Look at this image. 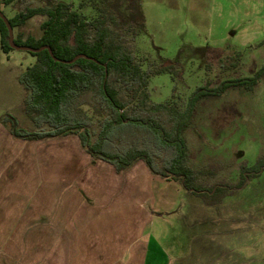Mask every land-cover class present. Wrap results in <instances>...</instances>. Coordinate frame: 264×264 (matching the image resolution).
Masks as SVG:
<instances>
[{"label": "rangeland", "instance_id": "obj_1", "mask_svg": "<svg viewBox=\"0 0 264 264\" xmlns=\"http://www.w3.org/2000/svg\"><path fill=\"white\" fill-rule=\"evenodd\" d=\"M61 2L87 19L97 16L96 5L112 9L144 69L173 62L182 70L177 79L169 73L150 79L154 102L175 97L185 104L207 82L216 87L251 77L264 65V0H32V5ZM24 8L17 1L0 2L9 20ZM45 20L35 17L15 28V39L40 38ZM131 27L136 35L127 33ZM36 61L27 51L4 53L0 36V120L10 114L28 131L35 126L24 112L26 91L19 78ZM184 138L193 170L221 167L203 180L226 185L218 193L222 201L209 205V195L159 178L146 208L164 215L154 217L147 235L160 242L172 264H264V170L255 175L249 170L264 159V78L252 91L234 88L221 98L201 100Z\"/></svg>", "mask_w": 264, "mask_h": 264}, {"label": "trees", "instance_id": "obj_2", "mask_svg": "<svg viewBox=\"0 0 264 264\" xmlns=\"http://www.w3.org/2000/svg\"><path fill=\"white\" fill-rule=\"evenodd\" d=\"M14 1L25 7L9 20L14 29L35 17L46 19L41 24L40 38L19 37L16 44L34 48L48 45L62 60L72 61L85 54L103 65L85 58L72 64L56 62L47 50L31 53L37 61L20 76L19 82L26 91L24 112L35 130L19 127L10 114L1 118V124H8L15 137L25 140L76 135L94 160L108 162L118 172L144 162L153 176L177 181L194 195H209L211 199L205 200L209 205L221 203L222 196L218 198V193L226 185L203 180L206 176L214 178L221 167L193 170L188 164L184 133L191 126L201 100L221 98L234 88L254 90L264 78V65L251 77L228 79L216 87L207 82L197 87L185 104H179L175 97L154 102L150 79L163 73L177 79L182 70L173 62L152 64L144 69L136 55L134 40L120 32V22L112 9L96 5L97 16L87 19L72 4L34 7L32 0H0L5 5ZM130 29L127 33L136 35L135 28ZM0 36L2 49L9 54L13 49L1 18ZM261 45L264 46V41ZM240 58L238 54L235 59ZM247 170L244 164L242 172ZM249 170L255 172L253 175L264 170V159L260 158Z\"/></svg>", "mask_w": 264, "mask_h": 264}, {"label": "crops", "instance_id": "obj_3", "mask_svg": "<svg viewBox=\"0 0 264 264\" xmlns=\"http://www.w3.org/2000/svg\"><path fill=\"white\" fill-rule=\"evenodd\" d=\"M157 183L144 162L94 160L76 135L25 140L0 123V264H172L147 235Z\"/></svg>", "mask_w": 264, "mask_h": 264}, {"label": "water", "instance_id": "obj_4", "mask_svg": "<svg viewBox=\"0 0 264 264\" xmlns=\"http://www.w3.org/2000/svg\"><path fill=\"white\" fill-rule=\"evenodd\" d=\"M0 18L4 21V23L7 26V29H8V32H9V44H10V47L12 49H14V50L27 51V52H30V53H40L42 51L47 50L49 52L50 56L56 62H62V63H65V64H72L75 61H77L78 59L85 58V59L91 60V61H93V62H95V63H97L99 65H103L102 63H100L96 59H94L92 57H89V56H87L85 54H80V55L76 56L75 59H73L72 61L62 60V59L58 58L57 56H55V54L53 52V49L51 48V46H48V45L42 46L40 48H34V47H31V46L18 45L15 42L14 28L11 25L9 19L4 15V13L2 12L1 9H0ZM104 66L107 68L106 65H104Z\"/></svg>", "mask_w": 264, "mask_h": 264}]
</instances>
